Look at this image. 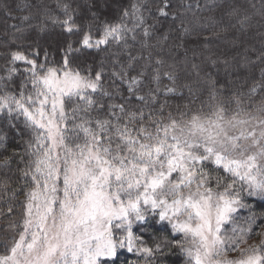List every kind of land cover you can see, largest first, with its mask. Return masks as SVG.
Segmentation results:
<instances>
[{
	"label": "snow or ice",
	"instance_id": "1",
	"mask_svg": "<svg viewBox=\"0 0 264 264\" xmlns=\"http://www.w3.org/2000/svg\"><path fill=\"white\" fill-rule=\"evenodd\" d=\"M0 4V15L13 20L14 10L36 8L35 15L29 11L5 28L13 43L26 40L28 28L44 31L49 23L69 37L52 41L59 60L45 49L39 62L40 52L22 44L5 56L0 114L8 117V129L27 132L28 139L24 151L14 153L23 165L17 183L10 178L0 183V199L24 197L19 203L5 200L12 234L0 248V264H113L121 249L140 255L143 264H158L157 257L173 246L184 264H264V239L241 250L240 259H228L247 242L258 219L251 212L247 228L235 223L237 209L251 208L242 194L264 199V32L261 47L251 50L255 58L246 49L240 61L259 65V78L232 91L204 67L227 66L228 60L195 51L189 59L184 43L167 46L165 55L161 41L149 43L155 25L147 23L145 0L119 9L114 20L101 15L109 0H87L89 15L79 22L81 5L64 0H56L62 18L35 0ZM170 7L163 0L159 16H168ZM249 8L264 19V0ZM228 15L247 31V8L233 5ZM181 34L190 29L182 27ZM17 62L26 66L19 83ZM181 73L196 79L182 83ZM183 89L188 101L174 114L167 98L183 97ZM13 121H21L23 129ZM7 138L0 129L5 151ZM11 159H0V169H10ZM151 217L182 236L154 237V245H146L133 227Z\"/></svg>",
	"mask_w": 264,
	"mask_h": 264
},
{
	"label": "trees",
	"instance_id": "2",
	"mask_svg": "<svg viewBox=\"0 0 264 264\" xmlns=\"http://www.w3.org/2000/svg\"><path fill=\"white\" fill-rule=\"evenodd\" d=\"M10 4L15 3H27L29 5L33 4L34 0H8ZM66 3H70L73 6L76 4L81 5L80 12L81 15L77 16V21L79 22L83 19L84 16L89 15L87 8L83 7L87 0H64ZM110 7L103 10L101 15L106 17L109 20L116 19L117 12L121 8L128 7L134 0H109ZM150 8L149 12H145V18L149 25L154 24L155 27L152 29V35L149 38L150 44H157V41H161L164 45V54L167 55V46L184 43L185 47L188 49V57L192 59L193 51L196 53H211L214 58H219V60H228L229 64L225 66L223 63L218 62L215 67H212L208 64H205L204 67L208 72L211 73L212 77L218 81V84L227 85L226 90L235 91L237 88H240L246 80H250L252 77L259 78L260 76V66L256 65H242L241 58L245 55V50H248V55H251L255 58L256 52L251 51L254 49H259L261 47V36L260 33L264 32V19L258 15H254L252 10L249 8L251 3H256L259 7L261 0H169L171 7L166 9L169 12L168 16H159L157 7L163 5V0H145ZM35 3L43 4L48 6L52 15L60 16L62 18V13L59 9L56 8V0H35ZM214 4L213 7H206V5ZM191 6L190 10L188 6ZM238 6L248 9V14L251 16L249 21V26L247 31H242L239 24L237 23V18L234 16H229L228 12L230 11L231 6ZM2 7V4H0ZM29 11L35 15L36 8L32 7L25 11L14 10L15 16H22L29 14ZM173 16H176V19L173 20ZM16 24L20 23V20H16ZM183 21V25L181 24ZM13 19L7 18L3 15H0V75H5L3 68L6 64L5 56L9 50H16L18 45H23V49H27L29 52L35 50L40 52L38 57L39 62L44 60V50L47 49L50 53V59L59 60L60 53L55 50L54 45L52 44L53 40L62 42L65 39H68L67 33H61L59 26H54L49 23L44 31H41L39 28L32 27L28 28L25 32L27 37L24 41L12 42L11 31L8 36L4 35L5 28H11ZM37 23L36 19H33V24ZM188 27L190 29V34L184 35L181 38V29L182 27ZM167 35L168 40L164 41L163 37ZM75 40L78 37H71ZM143 39L142 36H138V41ZM39 45L38 48H32L34 44ZM131 43V41H130ZM207 43L208 47L205 49L203 45ZM140 45L137 42L135 47L132 49L133 52H136L139 49ZM181 55L183 54L184 49L179 50ZM95 55V54H94ZM102 55V54H101ZM98 59V57H96ZM91 61L92 56L88 57ZM196 62L200 63L199 55L196 58ZM26 66L19 64L17 66L18 71L14 75V80L16 83H19V80L22 78L24 73V68ZM195 74L188 75L186 73H181V82H191L195 80ZM231 82V83H229ZM167 83V81H165ZM204 87L203 84L200 86ZM15 85H13V89ZM243 91H247V88H243ZM189 93L187 89H183V97L179 94L170 95L167 99L170 105L171 110L175 114L177 105H183L187 103ZM199 107V104L196 105ZM165 111H168L166 109ZM7 120L3 114H0V129H4L8 132L6 151L5 149H0V159L4 156L12 157L10 160V169H0V183L5 179L10 178V183L13 186L17 183L19 179L18 168L23 165L20 164L18 156H14V153H22L24 151V142L28 139L27 132L24 134H18V129H8ZM23 118L21 117V121ZM21 121H13L19 125V129H23V124ZM213 186L215 181L212 182ZM222 190V189H220ZM23 196L15 201L11 200V197H4L0 199V209L4 211V215H0V248L2 245L7 242L6 238L10 237L12 234V229L8 228L9 220L6 219L7 215V204L5 200H8L12 203H19L23 200ZM243 202L251 205V208H239L238 214L241 221L240 225L242 228H247L245 223L246 218L255 212L258 216L256 223L252 225V232L261 234L264 231V217H261L260 214L264 213V199L257 197H249L246 193L242 194ZM19 217H17L18 219ZM151 232L149 235L150 239L148 242L154 245V237L160 238L167 236L169 239H172L169 233L163 232L161 229L153 228L148 230ZM176 239V237L174 238ZM165 254L158 256V264H184L185 257L179 251L177 247L166 248L164 250ZM161 257V258H160ZM160 259L162 261H160ZM133 259H115L113 264H138ZM140 264V262H139Z\"/></svg>",
	"mask_w": 264,
	"mask_h": 264
},
{
	"label": "rangeland",
	"instance_id": "3",
	"mask_svg": "<svg viewBox=\"0 0 264 264\" xmlns=\"http://www.w3.org/2000/svg\"><path fill=\"white\" fill-rule=\"evenodd\" d=\"M16 20L19 21L18 16H17V19L13 20L12 24H16V22H17ZM19 64H23V63L17 62L16 66H18ZM238 211L239 210L237 209V212L234 214L235 223L237 224V226L239 228H242L243 225L242 224H241L242 226L240 225L241 221L239 219ZM223 227L225 230H230L232 227V223L230 222L228 224H225ZM153 228L161 229L163 232L169 233V235L171 236L172 239H174L175 237H176V239H178L182 236V234L173 233L171 225L168 224L167 221H159L158 217H151V218H149V220L146 223H144L142 225L141 224L134 225L133 232L135 235H137L141 238V241L143 243H145L146 245L151 247L152 244H150L148 242V239H150L149 235L151 234V232L148 230H151ZM262 239H264V231L261 234H257L256 232H252V231L249 232L247 234V242L246 243L242 242L240 244V250H237L235 252H230L228 254V259L233 260V261L240 259L241 250L248 249L251 246H259L261 244ZM116 259H122V260L133 259L134 261H136V263L138 260L140 262V264H143L142 257L140 255H137L135 252H128L126 249L119 250ZM160 261H162V260L160 259Z\"/></svg>",
	"mask_w": 264,
	"mask_h": 264
}]
</instances>
